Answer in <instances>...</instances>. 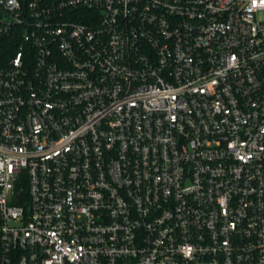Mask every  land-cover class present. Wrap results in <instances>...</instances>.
I'll return each mask as SVG.
<instances>
[{
    "label": "built area",
    "instance_id": "built-area-1",
    "mask_svg": "<svg viewBox=\"0 0 264 264\" xmlns=\"http://www.w3.org/2000/svg\"><path fill=\"white\" fill-rule=\"evenodd\" d=\"M0 264H264V0H0Z\"/></svg>",
    "mask_w": 264,
    "mask_h": 264
},
{
    "label": "trees",
    "instance_id": "trees-1",
    "mask_svg": "<svg viewBox=\"0 0 264 264\" xmlns=\"http://www.w3.org/2000/svg\"><path fill=\"white\" fill-rule=\"evenodd\" d=\"M6 53H8V51H4L2 54H4V55H5Z\"/></svg>",
    "mask_w": 264,
    "mask_h": 264
}]
</instances>
